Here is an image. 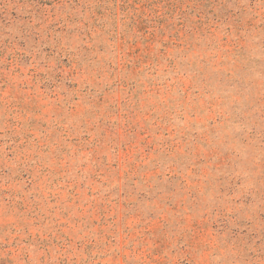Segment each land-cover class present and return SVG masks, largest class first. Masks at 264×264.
<instances>
[{
	"label": "rangeland",
	"instance_id": "rangeland-1",
	"mask_svg": "<svg viewBox=\"0 0 264 264\" xmlns=\"http://www.w3.org/2000/svg\"><path fill=\"white\" fill-rule=\"evenodd\" d=\"M0 264H264V0H0Z\"/></svg>",
	"mask_w": 264,
	"mask_h": 264
}]
</instances>
